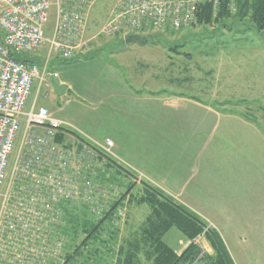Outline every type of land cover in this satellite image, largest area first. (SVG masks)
Masks as SVG:
<instances>
[{
    "label": "rangeland",
    "instance_id": "obj_1",
    "mask_svg": "<svg viewBox=\"0 0 264 264\" xmlns=\"http://www.w3.org/2000/svg\"><path fill=\"white\" fill-rule=\"evenodd\" d=\"M115 2L92 4L83 50L49 59L47 74H57L60 84L70 86L65 93L46 76L50 86L35 81L25 109L44 107L50 115L70 121L74 129L112 134L129 155L142 156L143 170L158 183L153 185L219 232L236 264H264V146L251 135L240 137L242 130L235 124L240 119L264 123V34L229 20L230 31L219 29V24L173 34L166 29L136 31L151 38L145 44L127 41L125 36L135 32L100 35ZM54 19L53 6L48 36ZM175 43L182 45L176 53L169 50ZM47 54V45H41L28 58L41 69ZM107 91L116 95L110 103ZM211 110L220 111V117ZM170 118L175 124L166 121ZM22 130L6 181L20 154ZM118 192V185L110 184V196ZM148 211L145 205L128 206L126 223L119 224L121 234L138 226ZM198 238L202 253H210L208 243ZM164 241L175 250L185 246L175 229ZM106 261L111 262L109 256Z\"/></svg>",
    "mask_w": 264,
    "mask_h": 264
},
{
    "label": "built area",
    "instance_id": "obj_2",
    "mask_svg": "<svg viewBox=\"0 0 264 264\" xmlns=\"http://www.w3.org/2000/svg\"><path fill=\"white\" fill-rule=\"evenodd\" d=\"M95 1L0 0L1 264H46L59 257L62 238L50 230L52 224H60L59 203L79 200L97 210L110 198V187L94 182L100 168L95 150L56 143V131L68 124L44 107L25 109L35 81L48 87L50 81L45 82V77L57 75L47 74L51 56L70 57L86 46V21ZM208 1L217 0H116L98 34L112 37L148 29L178 31L192 25L197 5ZM53 6L55 19L48 36L46 24ZM41 45L48 48L41 69L37 63L18 59L28 57ZM21 128L20 154L6 181ZM92 143L112 154V140ZM49 212L53 214L50 217ZM4 228L13 233L3 237Z\"/></svg>",
    "mask_w": 264,
    "mask_h": 264
},
{
    "label": "trees",
    "instance_id": "obj_3",
    "mask_svg": "<svg viewBox=\"0 0 264 264\" xmlns=\"http://www.w3.org/2000/svg\"><path fill=\"white\" fill-rule=\"evenodd\" d=\"M195 15L189 28L219 24V29L230 31L233 28L227 21L231 20L237 22L236 26L245 24L244 30L264 34V0L202 2L197 5ZM125 38L139 44L151 41L149 36H140L137 32ZM179 46L182 45L175 43L169 50L176 53ZM18 59L32 62L26 56ZM55 142L65 147L75 144L77 148L94 149V156L100 163L94 182L99 186L118 185L119 192L104 199L97 210L79 200L67 199L59 203L60 224H52L50 230L62 238L61 252L59 257L49 259L46 264H234L219 232L198 213L151 182L140 179L133 170L111 154L97 149L72 128L58 129ZM130 205H145L149 211L138 226L122 235L119 224L121 221L126 223L125 212ZM48 215L53 214L49 212ZM171 229L177 230L185 239V246L180 251L164 241ZM8 233L13 230L4 228L1 235L5 237ZM199 236L208 243L210 253H202L195 243ZM108 256L111 262L106 261Z\"/></svg>",
    "mask_w": 264,
    "mask_h": 264
},
{
    "label": "crops",
    "instance_id": "obj_4",
    "mask_svg": "<svg viewBox=\"0 0 264 264\" xmlns=\"http://www.w3.org/2000/svg\"><path fill=\"white\" fill-rule=\"evenodd\" d=\"M62 84H65V82H63ZM66 87L69 88L70 86L66 85ZM67 88H66V90H67ZM107 92H108L107 93L108 99L107 98H105V99L110 103V100H112L110 97L111 96L115 97L116 95H115V93H110L109 91H107ZM98 96H99V94H98ZM152 96H154V95H152ZM101 98L102 97L100 96L99 99H101ZM211 112H213L215 116L220 117V115H218V112H220V111L211 110ZM223 117L226 118V116H223ZM59 118H60V120L64 121L66 124L73 127V125L67 119H64L61 117H59ZM161 120H165V118L161 117ZM166 121L169 122L170 124H175L172 118H170ZM235 124H237V126L240 127V129L242 130V132H239L240 137H249L251 135L255 139L256 143L258 142L259 145L264 146V123L259 124L258 122H252V121L247 120V119H240V120H235ZM76 128H78V129H74V127H73V129L75 131H77L81 136H83L84 138H86L87 140H89L91 142L101 141V140H104L107 138L112 140L113 150H114L115 156L119 162L123 163L124 165H126V166L130 167L131 169H133L134 171H136V173L140 177L144 178L145 180L151 182L152 184L158 185V183H156V181H154L155 179L152 178L150 174L146 173L143 170V167L141 164L142 156H139L137 158L134 154L129 155L128 151L125 149L124 145L122 143H118L117 138L114 137L112 134H110V136L109 135H98L96 132H94V129L93 130H90V129L86 130L84 128H79V127H76ZM243 131H244V133H243ZM209 137H210V134H209ZM253 174H254L253 175L254 177H258V176H256V172L255 173L253 172ZM168 192H170V191H168ZM226 248H227V250L231 256L230 250L228 249L227 245H226ZM178 251H180V250L178 249ZM231 258H232L233 262L235 263L232 256H231Z\"/></svg>",
    "mask_w": 264,
    "mask_h": 264
},
{
    "label": "water",
    "instance_id": "obj_5",
    "mask_svg": "<svg viewBox=\"0 0 264 264\" xmlns=\"http://www.w3.org/2000/svg\"><path fill=\"white\" fill-rule=\"evenodd\" d=\"M127 41H129V39H127ZM52 79V84H53V86L55 87V89L59 92V93H65V91H66V85H62V84H60L58 81H57V79H56V77H52L51 78Z\"/></svg>",
    "mask_w": 264,
    "mask_h": 264
},
{
    "label": "bare ground",
    "instance_id": "obj_6",
    "mask_svg": "<svg viewBox=\"0 0 264 264\" xmlns=\"http://www.w3.org/2000/svg\"><path fill=\"white\" fill-rule=\"evenodd\" d=\"M99 151V150H98Z\"/></svg>",
    "mask_w": 264,
    "mask_h": 264
}]
</instances>
